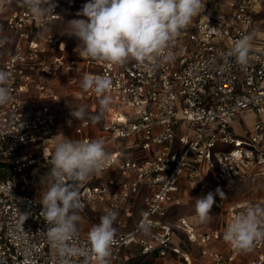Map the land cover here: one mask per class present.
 Wrapping results in <instances>:
<instances>
[{
  "label": "built area",
  "instance_id": "obj_1",
  "mask_svg": "<svg viewBox=\"0 0 264 264\" xmlns=\"http://www.w3.org/2000/svg\"><path fill=\"white\" fill-rule=\"evenodd\" d=\"M87 2L51 0L52 15L38 18L23 0H0V70L10 74L11 90L0 105V264H60L40 215L38 183L50 169L45 156L64 137L103 139L111 153L102 173L82 185L80 210L91 227L108 210L117 213L109 264H194L185 242L200 247L207 264H264V242L249 257L223 239L247 203L214 198L224 212L219 231H197L190 217L174 212L186 187L207 195L218 183L264 176V43L252 42L244 67L227 55L251 33L264 0H203V11L171 46V60L155 68L59 55L62 35L42 28L62 8ZM85 75L112 79L111 104L98 122L83 120L66 135L57 120L66 101L60 89L80 87ZM82 93L99 109L94 91ZM246 113L255 122L237 135L231 119ZM87 232L82 220L78 247ZM215 241L219 248H208ZM70 259L85 264L84 257ZM87 264H96L94 255Z\"/></svg>",
  "mask_w": 264,
  "mask_h": 264
},
{
  "label": "clouds",
  "instance_id": "obj_2",
  "mask_svg": "<svg viewBox=\"0 0 264 264\" xmlns=\"http://www.w3.org/2000/svg\"><path fill=\"white\" fill-rule=\"evenodd\" d=\"M23 4L38 18L52 15L54 7L51 0H23ZM203 9V0H88L78 13L87 19L69 21L66 33L77 38V50L82 57L120 66L135 60L142 66L155 68L171 60V46ZM255 36L254 31L243 35L227 54L241 67L249 62ZM9 79L10 74L0 70V105L11 99ZM80 87L94 91L100 98L99 113L89 115L86 107L80 106L71 108L70 115L76 120L87 118L96 123L111 104L108 93L113 81L107 75H85ZM45 158L50 169L41 178L40 215L47 225V240L61 258L60 264H71V257H84L87 264L92 255L96 264H109L108 257L116 243L113 227L116 212L108 210L88 230L85 246L78 247L75 241L82 221V185L90 176L101 174L111 160L104 140L64 137L54 144L51 156ZM216 195L221 200L225 198L218 187L196 199V214L201 223L210 219ZM223 239L241 251H251L255 244L264 242V207H246L227 224Z\"/></svg>",
  "mask_w": 264,
  "mask_h": 264
},
{
  "label": "rangeland",
  "instance_id": "obj_3",
  "mask_svg": "<svg viewBox=\"0 0 264 264\" xmlns=\"http://www.w3.org/2000/svg\"><path fill=\"white\" fill-rule=\"evenodd\" d=\"M81 10V8H62L58 20H55L42 28L43 32H53L62 35L63 48L58 52V54L62 55L65 59L76 58L80 54L79 50H77L79 41L76 37L69 36L66 32L69 30V21L73 19H87V17H84L83 15H78ZM253 31L256 33L255 39L252 41L253 44L264 43L263 10H260L258 15L255 17L254 28L251 32ZM253 47H256V45H254ZM65 90L66 94L64 95L66 96H64V98L66 101L65 104L60 106L57 110V120L58 124L61 127L67 129L66 135H69L72 130L83 121L76 120L71 117V108L75 109L80 106H84L86 107L89 115L98 114L99 109L95 108L94 111L92 110V102L84 97L82 92H84L85 90H83L81 87L67 89V86H64L62 89H60V92H64ZM254 122L255 116L252 113H246L231 119V126L237 135H245L249 132L251 125ZM45 172L47 171H43V173ZM214 187L215 190L219 187L224 192V199L226 201V204H229L231 202H244L248 205L255 206V203L264 201V176L236 180L233 181V183H218L214 185ZM204 196H206V194H200L197 189L193 187H186L185 191H183V193L181 194L183 204L180 207L175 208L174 212L190 217V220L192 221L194 228L197 231H219L224 219V212L222 208H217L213 205L210 213V219L204 223L200 222L196 214L195 201L196 199L202 198ZM214 198L221 199L219 195H216ZM246 207L248 206L244 205V209ZM220 244V241L211 242L208 248H212L215 250L219 248ZM181 246L184 250H188L191 252L193 258L195 259L194 264H207V259L200 256V247H198L196 244H189L185 242V244H182ZM239 251L249 257H251V255L253 254V249L251 251Z\"/></svg>",
  "mask_w": 264,
  "mask_h": 264
},
{
  "label": "crops",
  "instance_id": "obj_4",
  "mask_svg": "<svg viewBox=\"0 0 264 264\" xmlns=\"http://www.w3.org/2000/svg\"><path fill=\"white\" fill-rule=\"evenodd\" d=\"M38 189H39V196L41 197V180L38 183ZM82 220H83L84 224L86 225V229L89 230L91 228V224L87 220H85L84 218Z\"/></svg>",
  "mask_w": 264,
  "mask_h": 264
},
{
  "label": "bare ground",
  "instance_id": "obj_5",
  "mask_svg": "<svg viewBox=\"0 0 264 264\" xmlns=\"http://www.w3.org/2000/svg\"><path fill=\"white\" fill-rule=\"evenodd\" d=\"M113 117H115V115L113 114Z\"/></svg>",
  "mask_w": 264,
  "mask_h": 264
}]
</instances>
